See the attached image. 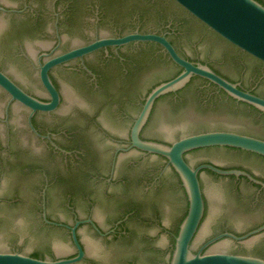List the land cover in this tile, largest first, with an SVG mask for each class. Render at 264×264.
I'll return each instance as SVG.
<instances>
[{
    "label": "water",
    "instance_id": "water-1",
    "mask_svg": "<svg viewBox=\"0 0 264 264\" xmlns=\"http://www.w3.org/2000/svg\"><path fill=\"white\" fill-rule=\"evenodd\" d=\"M0 264H264V0H0Z\"/></svg>",
    "mask_w": 264,
    "mask_h": 264
}]
</instances>
